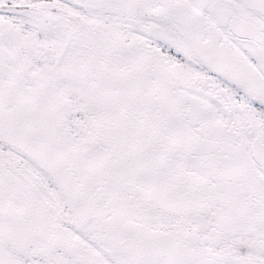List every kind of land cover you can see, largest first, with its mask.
I'll return each instance as SVG.
<instances>
[{
	"label": "snow or ice",
	"instance_id": "1",
	"mask_svg": "<svg viewBox=\"0 0 264 264\" xmlns=\"http://www.w3.org/2000/svg\"><path fill=\"white\" fill-rule=\"evenodd\" d=\"M0 264H264V0H0Z\"/></svg>",
	"mask_w": 264,
	"mask_h": 264
}]
</instances>
